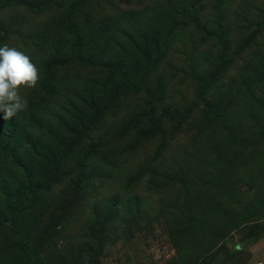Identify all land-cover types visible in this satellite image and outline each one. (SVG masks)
Listing matches in <instances>:
<instances>
[{"label":"rangeland","instance_id":"obj_1","mask_svg":"<svg viewBox=\"0 0 264 264\" xmlns=\"http://www.w3.org/2000/svg\"><path fill=\"white\" fill-rule=\"evenodd\" d=\"M5 44L41 78L0 113V264H264V0H0Z\"/></svg>","mask_w":264,"mask_h":264},{"label":"clouds","instance_id":"obj_2","mask_svg":"<svg viewBox=\"0 0 264 264\" xmlns=\"http://www.w3.org/2000/svg\"><path fill=\"white\" fill-rule=\"evenodd\" d=\"M40 72L30 57L15 47H0V113L9 120L25 111L28 101L22 97V88H36Z\"/></svg>","mask_w":264,"mask_h":264},{"label":"trees","instance_id":"obj_3","mask_svg":"<svg viewBox=\"0 0 264 264\" xmlns=\"http://www.w3.org/2000/svg\"><path fill=\"white\" fill-rule=\"evenodd\" d=\"M98 30L101 33L104 32L103 29H98ZM73 37H74V44L72 47L73 55L69 59L65 58L66 63L75 64L76 62H79L82 60L83 65H92L93 63H96V65L104 66L105 63L109 64V59H107L105 56L101 54H96L94 50L92 49V47L94 49H100V45L98 44L99 40H95V38H93L92 35H89V36H86V41H87L86 43L83 39V36L76 30L73 33ZM79 54H80V57H79ZM81 54H82V58H81ZM204 91H205V88L202 89V92ZM212 114H213V110L209 108L208 115H212ZM13 122L14 120L11 119V121H9V124H13ZM11 133L12 131L9 130L5 134V138H0L1 149L3 150L5 155L10 160H14V163L19 165L20 164V161L18 159L19 157H18L17 152H15V151H18L19 147L15 144V141L12 138ZM3 223L4 221L0 222V225Z\"/></svg>","mask_w":264,"mask_h":264}]
</instances>
